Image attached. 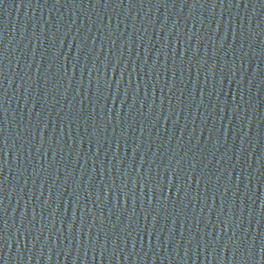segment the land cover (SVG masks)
I'll return each instance as SVG.
<instances>
[{
    "label": "water",
    "instance_id": "95a60500",
    "mask_svg": "<svg viewBox=\"0 0 264 264\" xmlns=\"http://www.w3.org/2000/svg\"><path fill=\"white\" fill-rule=\"evenodd\" d=\"M0 264H264V0H0Z\"/></svg>",
    "mask_w": 264,
    "mask_h": 264
}]
</instances>
